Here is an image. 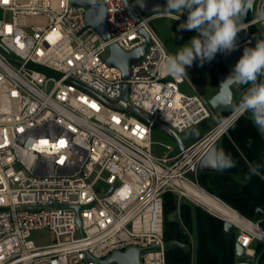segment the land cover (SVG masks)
I'll use <instances>...</instances> for the list:
<instances>
[{"label":"built area","instance_id":"obj_1","mask_svg":"<svg viewBox=\"0 0 264 264\" xmlns=\"http://www.w3.org/2000/svg\"><path fill=\"white\" fill-rule=\"evenodd\" d=\"M102 4L109 40L84 30L87 8L72 0H0V264H119L109 260L131 249L140 251V264H168L163 195L176 194L180 208L182 198L193 200L181 183L206 191L189 171L230 127L218 132L217 123L185 150L165 145L155 155L153 122L180 134L213 109L183 90L185 77L159 71L172 54L151 28L153 16L136 0ZM245 25L264 30V0H255ZM141 29L151 44L125 79L107 62L110 47L133 52L147 42ZM121 102L153 122L120 110ZM177 220L183 226L180 209ZM229 222L254 263V242L264 238ZM44 229L55 240L36 245L32 234Z\"/></svg>","mask_w":264,"mask_h":264},{"label":"clouds","instance_id":"obj_2","mask_svg":"<svg viewBox=\"0 0 264 264\" xmlns=\"http://www.w3.org/2000/svg\"><path fill=\"white\" fill-rule=\"evenodd\" d=\"M140 8L146 7L145 0H136ZM254 8V0H167L166 6H154L153 11L173 16L187 10V20L180 25L183 30H195L198 35L180 47L175 55L168 56L159 66V71L175 79L188 76L187 68L199 60L200 66L211 62L217 53L228 54L237 48V35L246 25L243 23L249 11ZM179 19V17H176ZM233 83L251 85L238 105L233 106L231 98L225 106L231 107V115L221 118L218 123L227 129L240 116L251 113L255 126L264 133V39L257 40L254 48H245L242 57L234 66L232 74L220 85ZM203 165L216 170L236 166L230 154L223 149L210 150ZM261 165L250 164L251 175H260ZM264 179V176L261 177Z\"/></svg>","mask_w":264,"mask_h":264},{"label":"trees","instance_id":"obj_3","mask_svg":"<svg viewBox=\"0 0 264 264\" xmlns=\"http://www.w3.org/2000/svg\"><path fill=\"white\" fill-rule=\"evenodd\" d=\"M252 18L251 11L248 12L245 22ZM249 31L256 39H263L261 33L250 26ZM227 113H221L220 118H224ZM228 133L233 143L228 141L224 145V152L230 154L234 161L240 158L236 146L243 150L248 145L253 149L263 146V136L255 126L254 122L245 117H240L230 127ZM252 162V160H251ZM254 162V161H253ZM236 170V167L222 170L218 173H202L199 181L200 186L210 194L222 199L231 207L235 208L240 214L248 219L257 222L255 212L258 208L264 210V180L258 175H251L244 187L239 188L229 183V178ZM249 174V170L245 169ZM164 199V224L165 239L167 242L179 241L190 246V239L186 231L192 229L193 219L197 227V248L195 264H237L236 258V235L233 234L230 240L224 237V221L199 207H190V205H181L178 208L177 195L172 192H166ZM180 209L183 220V226L177 220V214L174 218L170 215ZM178 213V212H177ZM260 227L264 229V219L259 222ZM256 257L260 255L259 264H264V245L258 243L255 245ZM168 264H191L192 253L185 251L180 247H175L167 251Z\"/></svg>","mask_w":264,"mask_h":264},{"label":"water","instance_id":"obj_4","mask_svg":"<svg viewBox=\"0 0 264 264\" xmlns=\"http://www.w3.org/2000/svg\"><path fill=\"white\" fill-rule=\"evenodd\" d=\"M73 5L75 6H82L86 7V29L92 28L96 30L104 40L110 39V29L106 22V8L102 4V0H72ZM255 3V0H254ZM146 7L143 9L138 7L147 14H156V12L153 11L154 6L159 5L161 8L164 7V0H145ZM127 9L129 14L135 19L136 22H140V17L136 13V11L133 9L131 4L127 2ZM245 24V20L243 21ZM140 33L145 35L147 38V42L134 50L130 53L123 52L118 45L113 44L110 47L111 54L108 58L107 62L110 66H115L121 69L123 72V76L125 79H128L129 76V69L130 66L134 63H139L144 58V55L146 53V50L151 44V39L146 33L144 29L140 30ZM245 38L243 39L244 44L240 45L236 50L232 51L231 53L225 54L224 58L226 60V66L228 69V72L224 75L219 76V85H221L230 74H232L234 70L235 64L238 62V60L242 57L244 49L245 48H254L256 46L257 40L251 35L248 28L245 29ZM249 40L251 42H249ZM251 85H245V84H239V83H233L231 85H224L223 88L220 89V92L209 101V104L211 108L218 114L221 113H231V107L225 106L227 101L229 100V97L231 98V102L233 106H237L241 97L247 92V89ZM233 87H237L238 91H234ZM128 97V85H124V99L127 100ZM117 107L122 111H129L133 113L134 115L140 117L144 121L151 123L153 122L150 117L147 115L141 113L140 111L136 109L128 108L127 105L124 102L118 103ZM243 116L249 118L252 120L251 115L245 113ZM253 121V120H252ZM154 127L168 135L173 142L176 144L177 148L180 151H183L186 149V145L183 143L181 138L179 137V134L175 133L165 125H162L159 122H153ZM213 148L218 150V144L215 143L208 151L207 153L212 150ZM207 153L203 156L201 161L198 163V165L193 166L189 174L196 179L197 182L200 181L202 173H218L220 170L213 169L211 167H206L203 165V161L205 160V157ZM77 210H79V207H76ZM255 215L257 218H259L260 221L264 219V210L261 208H258L255 212ZM224 221V237L226 240H230L234 233V226L231 222L228 220H225L223 218H220ZM77 222L80 223L79 219H77ZM175 247H180L185 251H189V246L187 244H184L179 241H171L167 245V249L170 250ZM264 252V249H263ZM139 254L140 251L136 249H131L127 251L126 253H115L113 257L109 260V262L116 261L119 264H140L139 262ZM243 257V248L240 246V244H236V258L240 259ZM260 255L256 257L254 264H259ZM237 264H252L250 262H238Z\"/></svg>","mask_w":264,"mask_h":264},{"label":"rangeland","instance_id":"obj_5","mask_svg":"<svg viewBox=\"0 0 264 264\" xmlns=\"http://www.w3.org/2000/svg\"><path fill=\"white\" fill-rule=\"evenodd\" d=\"M164 6H166V2ZM253 12L254 8L251 10V14ZM156 14L161 15L154 16V14H148L146 16H153L150 21V26L162 39L172 55H175L181 46L190 41L194 36L198 35L195 30L188 31L180 28V25L185 23L187 20V10L182 13H175L173 16H162L163 13ZM176 17H179V19ZM255 28L261 33L264 39V30L260 27ZM245 35V30L238 33L236 41L237 45L244 42L243 39L245 38ZM224 55V53H217L211 62H205L203 66H200L199 60L194 61L193 65L186 69L188 76H185V83L182 85L183 90L198 93L209 104V101L220 92L221 87L219 85V76L228 72ZM233 90L238 91L237 87H233ZM228 114L229 113H227L224 118H226ZM247 114L251 115L250 112H247ZM220 119V114L213 110V114L210 118L193 126L183 133H180L179 137L185 145H189L214 128ZM152 139L155 142L154 153L157 156H162L164 154L165 145H175L173 140L168 135L157 128H154L152 131ZM181 205H190L192 209H194V207L204 209L201 205L188 198H182ZM177 212L178 211L170 215V218H174V215L178 214ZM189 232L191 233V238L189 236V239H191L190 251L192 253V263L195 264L197 248V227L195 219H193L192 229H190ZM237 233L238 230H235L233 234L236 235ZM32 240L36 245H48L54 242L55 235L48 229L38 230L33 232ZM258 243V241H255L254 245H257ZM238 261L251 262V259L242 257L238 259Z\"/></svg>","mask_w":264,"mask_h":264},{"label":"bare ground","instance_id":"obj_6","mask_svg":"<svg viewBox=\"0 0 264 264\" xmlns=\"http://www.w3.org/2000/svg\"><path fill=\"white\" fill-rule=\"evenodd\" d=\"M167 16V15H164ZM222 129V126L217 129L218 132ZM184 188V193L187 196H190L197 203L203 205L208 211L228 220V221H236L254 233L258 238H264V231L256 226L254 223L248 222L246 219L242 217V215L235 211L233 208L214 197L213 195L207 193L204 190L197 189L192 187L187 183H181Z\"/></svg>","mask_w":264,"mask_h":264},{"label":"crops","instance_id":"obj_7","mask_svg":"<svg viewBox=\"0 0 264 264\" xmlns=\"http://www.w3.org/2000/svg\"><path fill=\"white\" fill-rule=\"evenodd\" d=\"M261 134L263 136V146L261 148L253 149L251 147V145H248L246 148L241 150L236 146V149L239 152L240 158H238V160L235 161L236 162V166H235L236 170L233 174H231L229 181H228L233 186H238L239 188H242L248 182V180L250 178V173L247 174V172H245V169L249 170L250 164L261 165L260 175H258V176H260V177L264 176V133H261ZM228 141L233 143V140L231 139L230 134L226 133L217 142L218 150L223 149V151H224V145ZM251 160H252V162H251ZM221 171L222 170H220L219 172H221ZM262 180H264V179H262ZM233 209H235V208H233ZM237 262H239V261H237Z\"/></svg>","mask_w":264,"mask_h":264},{"label":"flooded vegetation","instance_id":"obj_8","mask_svg":"<svg viewBox=\"0 0 264 264\" xmlns=\"http://www.w3.org/2000/svg\"><path fill=\"white\" fill-rule=\"evenodd\" d=\"M246 94V93H245Z\"/></svg>","mask_w":264,"mask_h":264}]
</instances>
